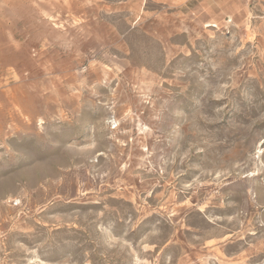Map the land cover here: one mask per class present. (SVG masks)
Returning a JSON list of instances; mask_svg holds the SVG:
<instances>
[{
  "label": "rangeland",
  "instance_id": "1",
  "mask_svg": "<svg viewBox=\"0 0 264 264\" xmlns=\"http://www.w3.org/2000/svg\"><path fill=\"white\" fill-rule=\"evenodd\" d=\"M0 0V264H264V0Z\"/></svg>",
  "mask_w": 264,
  "mask_h": 264
},
{
  "label": "crops",
  "instance_id": "2",
  "mask_svg": "<svg viewBox=\"0 0 264 264\" xmlns=\"http://www.w3.org/2000/svg\"><path fill=\"white\" fill-rule=\"evenodd\" d=\"M208 0H194L191 2V5L189 6L188 10L186 11V14H190L191 12L198 10L200 8H206L208 5Z\"/></svg>",
  "mask_w": 264,
  "mask_h": 264
}]
</instances>
